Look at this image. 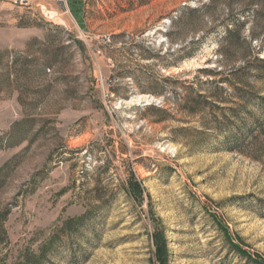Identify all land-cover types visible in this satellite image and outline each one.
Here are the masks:
<instances>
[{
  "label": "rangeland",
  "instance_id": "374dc122",
  "mask_svg": "<svg viewBox=\"0 0 264 264\" xmlns=\"http://www.w3.org/2000/svg\"><path fill=\"white\" fill-rule=\"evenodd\" d=\"M74 4L0 10V261L264 264V0Z\"/></svg>",
  "mask_w": 264,
  "mask_h": 264
},
{
  "label": "trees",
  "instance_id": "16d2710c",
  "mask_svg": "<svg viewBox=\"0 0 264 264\" xmlns=\"http://www.w3.org/2000/svg\"><path fill=\"white\" fill-rule=\"evenodd\" d=\"M68 3L69 5L73 7L75 5L74 0H68ZM242 26H243V23H240L238 21H235L234 23L229 25V28H226V32H225L227 37H231V36L235 37V35L237 36ZM258 61L259 63L264 64V58ZM245 70L246 69L243 68L240 72L245 71ZM219 83L220 84L229 83V80H221V82H214V81L210 82L209 85L212 86V89L208 91L207 94L197 95L195 99L190 100V102L187 103L186 109L192 114L197 113L198 111H209V113L213 116L212 117L214 119L213 121L217 123L218 121L217 119L218 116H216L217 113H221L222 116L224 117V114L222 111L223 108H219L217 104L227 103L226 102L227 99L223 98L222 96L223 94H226L228 97L238 98L241 101H246L242 95H238L236 93V92H241L242 91L241 88L239 89L234 86L233 92L229 94L228 92H226V90H224L221 86H219ZM204 103H205V106L203 105ZM211 124H212L211 127H214V122ZM205 127H209V126L205 125ZM254 130L255 128L254 129L252 128L247 133L240 134L239 139L236 140L235 142V147L233 148V150L238 153H244V151H246L245 149L251 147L252 144H254V142H256V140L258 139V136L255 134ZM130 187H131V193H132L133 199L135 200L139 199V196H141V192H142L140 185L137 182H133L132 184H130ZM6 216H7V213H0V233L2 234L5 233L3 232L2 227H3V222L6 219ZM154 243H155V248H156V256H157L158 264H166L167 263V251H166L167 245L164 240L163 233L157 232L154 235ZM229 245L233 248V250L237 254L241 255V257H243L248 262L252 264H262L257 259H252L250 255L246 256L245 252L240 250L237 246H234L233 244H230V243ZM0 264H3V263L0 261Z\"/></svg>",
  "mask_w": 264,
  "mask_h": 264
},
{
  "label": "built area",
  "instance_id": "2783aa9c",
  "mask_svg": "<svg viewBox=\"0 0 264 264\" xmlns=\"http://www.w3.org/2000/svg\"><path fill=\"white\" fill-rule=\"evenodd\" d=\"M54 1L59 5H63L66 9H68V0H0V10L2 5L9 4L14 7L30 9L33 5H36L39 2H47Z\"/></svg>",
  "mask_w": 264,
  "mask_h": 264
}]
</instances>
